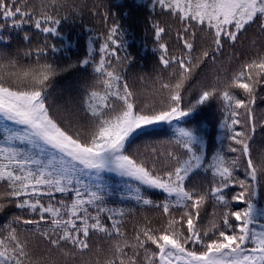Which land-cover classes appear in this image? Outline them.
Masks as SVG:
<instances>
[{
	"label": "trees",
	"instance_id": "trees-1",
	"mask_svg": "<svg viewBox=\"0 0 264 264\" xmlns=\"http://www.w3.org/2000/svg\"><path fill=\"white\" fill-rule=\"evenodd\" d=\"M250 4L0 0V93L40 96L58 131L89 152L115 145L130 114H189L123 150L171 187L193 158L181 135L205 143L182 203L107 175L110 194L76 209L75 186L0 172V264H162L167 239L197 257L240 245L249 209H264V0ZM18 131L1 120L0 143Z\"/></svg>",
	"mask_w": 264,
	"mask_h": 264
},
{
	"label": "rangeland",
	"instance_id": "rangeland-1",
	"mask_svg": "<svg viewBox=\"0 0 264 264\" xmlns=\"http://www.w3.org/2000/svg\"><path fill=\"white\" fill-rule=\"evenodd\" d=\"M232 12L242 5L252 6L250 0H225ZM255 2V1H254ZM247 6V7H248ZM190 117L179 110L159 118H138L130 114L121 138L110 149L89 152L58 131L50 120L40 96L26 97L16 93H0V121L4 120L22 131L14 138L0 143V172L13 175L18 172L27 184L40 189L66 192L75 186L76 209H81L99 194H110L105 187L107 175L123 177L178 196V203L186 200L184 181L202 167L205 143L181 135L188 143L193 158L175 179L171 187L150 178L145 170L126 158V144L143 131L162 128ZM199 149L200 152H197ZM218 172L225 173L219 165ZM249 219L236 249L225 248L197 257L167 239L161 252L162 264H264V209H249ZM252 247L246 248L247 246Z\"/></svg>",
	"mask_w": 264,
	"mask_h": 264
}]
</instances>
